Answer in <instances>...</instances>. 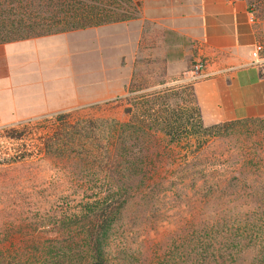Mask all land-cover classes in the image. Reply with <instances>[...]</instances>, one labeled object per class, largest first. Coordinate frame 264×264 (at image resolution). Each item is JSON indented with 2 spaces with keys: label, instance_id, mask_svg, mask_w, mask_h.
Masks as SVG:
<instances>
[{
  "label": "rangeland",
  "instance_id": "rangeland-1",
  "mask_svg": "<svg viewBox=\"0 0 264 264\" xmlns=\"http://www.w3.org/2000/svg\"><path fill=\"white\" fill-rule=\"evenodd\" d=\"M181 1L159 2L171 8ZM243 1L255 18L264 16V0ZM135 74L124 95L0 123V159L16 158L0 160V264L87 263L86 221L96 207L120 196L118 186L125 187L117 215L126 227L108 237L112 260L250 264L258 259L264 245V117L204 131L189 87L157 86L149 67ZM59 114L76 129L57 157L42 152L38 139ZM162 119L173 122L179 141L169 142L159 130ZM138 121L140 132L125 128L122 135L129 158L119 177L109 159L114 123ZM8 128L23 130L22 139L4 137Z\"/></svg>",
  "mask_w": 264,
  "mask_h": 264
},
{
  "label": "crops",
  "instance_id": "crops-1",
  "mask_svg": "<svg viewBox=\"0 0 264 264\" xmlns=\"http://www.w3.org/2000/svg\"><path fill=\"white\" fill-rule=\"evenodd\" d=\"M143 1L131 19L0 43V123L124 95L144 67L157 86L189 87L203 126L264 117V63L250 58L264 16L250 22L243 0ZM196 55L210 75L191 83Z\"/></svg>",
  "mask_w": 264,
  "mask_h": 264
},
{
  "label": "trees",
  "instance_id": "trees-1",
  "mask_svg": "<svg viewBox=\"0 0 264 264\" xmlns=\"http://www.w3.org/2000/svg\"><path fill=\"white\" fill-rule=\"evenodd\" d=\"M138 1L139 0H0V43L131 19L135 17V13L137 12ZM174 119H176V117ZM135 123V125L114 123L117 129L115 130L116 136L113 138L114 150L110 154L109 159L111 165L119 168L114 170L119 177L124 176L125 168L120 167L127 164L129 158V154L125 151L123 146L122 135L125 132V128H129L131 130L130 133H138L141 131V128H143V124L139 121ZM159 123V130L168 136L169 142L179 141V139L173 135V122L162 119ZM51 124L52 129L50 132L39 136L38 141L42 145L40 148L42 152L45 151L47 155L58 157L62 147L67 140L73 136L71 134L75 133L74 131L76 128L73 125L67 124L66 116L63 114L55 116ZM180 125L181 123L176 125L175 128H178ZM216 125L217 124L203 127V130L210 131ZM22 132L23 130L8 128L4 130L3 136L10 140L19 141L22 139ZM20 146H25V144L22 142ZM17 157L19 158L22 156L19 155ZM13 159H16L15 156L8 155L7 158H2L0 160L11 161ZM137 160L140 161L141 158ZM141 175H145V173L142 171ZM123 188L125 187L118 186L117 191L121 192V194H119L120 196L110 200L108 203H105V205L101 204L100 207H96L87 219L83 234V252L84 257L87 258V263L85 264H129L123 261L124 258L112 260L109 258L106 251L108 237L111 232L117 231L120 227L126 225L124 219L117 215L125 202V198L123 197L125 192L122 190ZM233 235L234 233L231 236ZM233 241L234 239L231 240V242ZM54 254H56V252H54ZM258 255V259L255 257L250 264H264V245L256 252V256ZM234 256L238 259L237 257H240V251H235ZM234 256L233 260L235 261ZM167 263V260H165V262L162 261V263L156 260L149 264Z\"/></svg>",
  "mask_w": 264,
  "mask_h": 264
},
{
  "label": "built area",
  "instance_id": "built-area-1",
  "mask_svg": "<svg viewBox=\"0 0 264 264\" xmlns=\"http://www.w3.org/2000/svg\"><path fill=\"white\" fill-rule=\"evenodd\" d=\"M247 12L249 15V20L250 22L254 23L255 21V17L253 15L252 10H250L249 8H247ZM262 51V45L259 42H256L253 46L252 49L250 51V58H251V63L252 64H260V62L262 61L261 58V53ZM210 59L206 56H202V55H196L188 69L186 70V74H187V78L189 80V82L193 83L196 82L198 80L207 78L210 74L206 71L208 65H210ZM222 72V70H217V73Z\"/></svg>",
  "mask_w": 264,
  "mask_h": 264
}]
</instances>
